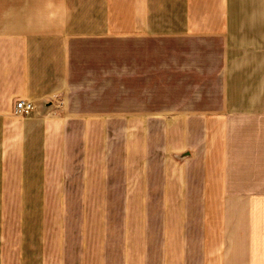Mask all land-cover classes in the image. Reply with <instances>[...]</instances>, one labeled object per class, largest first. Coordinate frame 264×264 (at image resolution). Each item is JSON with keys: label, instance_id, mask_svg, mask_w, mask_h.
<instances>
[{"label": "crops", "instance_id": "0c3cea01", "mask_svg": "<svg viewBox=\"0 0 264 264\" xmlns=\"http://www.w3.org/2000/svg\"><path fill=\"white\" fill-rule=\"evenodd\" d=\"M0 264H264V0H0Z\"/></svg>", "mask_w": 264, "mask_h": 264}, {"label": "built area", "instance_id": "2783aa9c", "mask_svg": "<svg viewBox=\"0 0 264 264\" xmlns=\"http://www.w3.org/2000/svg\"><path fill=\"white\" fill-rule=\"evenodd\" d=\"M33 110L31 102L17 100L14 104V113L20 116H28Z\"/></svg>", "mask_w": 264, "mask_h": 264}]
</instances>
